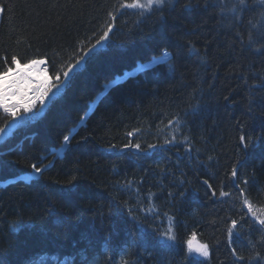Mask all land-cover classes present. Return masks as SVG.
Listing matches in <instances>:
<instances>
[{
    "label": "trees",
    "instance_id": "16d2710c",
    "mask_svg": "<svg viewBox=\"0 0 264 264\" xmlns=\"http://www.w3.org/2000/svg\"><path fill=\"white\" fill-rule=\"evenodd\" d=\"M184 1L165 0L141 11L123 7L133 0H0L8 5L0 17V56L17 55L22 64L45 57L51 77L87 57L41 112L17 117L14 126L0 112V180L33 171L32 163L51 162L42 176L0 187V254L7 264L38 256L119 264L125 248L136 264H199L194 254L183 260L193 233L212 246L210 264H231L226 229L230 218L246 211L241 188L253 208L264 209V55L247 47L250 33L259 40L264 31V4L246 0L249 7L234 12L238 0L226 10L219 0ZM109 24V39L88 56ZM165 46L172 57L111 87L58 155L63 137L103 85L137 59L160 57ZM190 46L194 57L188 56ZM242 133L251 138L247 149L239 145ZM173 136L177 143L167 150L121 151L129 142L146 149ZM72 175L78 180L65 199L60 186ZM241 180L248 181L246 187ZM169 192L177 194L174 199ZM117 203L125 205L122 210ZM50 205L54 217L47 214ZM17 219L31 226L12 232ZM168 229L178 238L171 247L153 235ZM236 232L235 246L244 254L250 240L264 254L258 233H249L247 225Z\"/></svg>",
    "mask_w": 264,
    "mask_h": 264
},
{
    "label": "snow or ice",
    "instance_id": "6c2138e0",
    "mask_svg": "<svg viewBox=\"0 0 264 264\" xmlns=\"http://www.w3.org/2000/svg\"><path fill=\"white\" fill-rule=\"evenodd\" d=\"M165 0H147V6H163ZM171 3V0H169ZM260 4H264V0H259ZM123 7L128 8H140L145 9L146 5L141 4L139 0H133V3L123 5ZM190 7V5H188ZM249 5L246 3V0H238V8L233 11H239L247 9ZM8 8V5L0 2V14H3ZM158 10H160L158 8ZM111 16V14H109ZM112 19H115L114 16H111ZM261 27L264 28V12H261ZM114 25L109 24L106 31L100 36V38L96 41V44L92 46L91 49L88 50V56H90L93 51L96 49L97 45H101L102 41H106L109 39V34L113 31ZM253 31H255V25H251ZM255 43H260V47L253 48ZM249 50L254 51L257 55H264V31H261L259 34V40H254L252 34H249V42L247 44ZM172 57V53L167 50V47L162 50L159 62L166 63L169 58ZM87 57L82 56L80 59L76 60L75 64H69L67 66V70L63 71L62 74H56L55 83L50 82L47 76V69L41 67L42 65H46L47 61L45 59H29L26 63H21V59L17 55H12L9 59L7 54L0 56V62H2V67H0V109H2L6 118H15L19 117L21 113H29L33 110L36 103L38 102L41 106H45L47 104V100L45 98H49L50 94L56 95V92L59 91V85L63 83V81H71L73 78V74L75 69L81 64L82 60H85ZM247 83V80H245ZM261 88H264V81H262L259 85ZM55 90V91H54ZM225 100L228 99L227 96L224 97ZM11 101V102H9ZM199 106H194L193 111H197ZM179 122L178 120L176 121ZM173 121H169L171 125ZM3 131V129H0ZM133 135L132 132L128 133V136L131 137ZM71 138L68 135L63 137V142L65 144L70 143ZM185 141H187V137H185ZM239 145L244 149H247L250 146L251 138L246 134L242 133L238 137ZM177 143L176 137L173 136L171 139H165L163 143H150L147 145V148H142L140 143H126L122 146L121 151L124 149H132L137 152H147L148 150H155L160 148L162 150H167L168 145H173ZM189 143L188 151H191V144ZM113 149L116 148L115 145L111 146ZM43 161H41V164ZM51 166V162L49 164H44L43 167L38 165L37 163H32L30 165L31 169L35 174L41 175L46 172ZM231 176L235 179L238 176L237 167H233L231 169ZM21 179H27L26 177H22ZM78 177L76 175H72L71 178L67 181L66 185L60 186L61 195L68 199L71 197V194L76 186V182ZM54 185H60L59 180H54L52 182ZM183 183V181H181ZM205 184H208V181H204ZM241 184H248L247 180H241ZM131 182H127L125 185H121L122 187H129ZM210 187V186H209ZM177 194L169 192V196L173 199ZM180 197H183L184 193L181 192L178 194ZM215 195V193H213ZM219 195L221 197H226L229 193L220 191ZM240 196L245 197L243 199V207L246 211H243L238 218H230L228 220V227L226 229L227 233V247H228V255L231 257V264H264V254L261 251L256 250L258 247L257 243H253L251 240L249 241L250 250L249 254H244V251L235 246V241L233 240L234 235H238L236 230L244 225H247L249 233L253 231L258 233L260 236L259 245L264 246V209H261V212H257L249 200L246 198L245 188H241ZM151 199V196H149ZM125 205L115 204V207L118 210H122ZM47 214L49 217H54L56 215L54 206H49L47 209ZM19 215V214H17ZM102 217V213L98 214ZM128 215L132 217V220H136V215L134 214V210L129 208ZM101 225L103 226V221L101 220ZM30 224H25L22 219H17L14 225L11 227L12 232H17L23 228L30 227ZM154 237L158 239L159 243L166 246H174L177 243V236L172 233L171 229L167 231L160 232L158 230L154 231ZM110 237H106L105 239H109ZM195 234L193 233L186 240V249L187 255L183 257V260H188L193 256V254L201 257L202 259L199 261V264H210V261L213 258V250L212 246L209 243H200L194 244ZM168 242H171L170 244ZM137 246L138 249H143V253L147 254L150 258L151 253L147 251L143 245L133 240L132 242ZM122 257L119 264H136L134 260L130 259L131 253L128 248L122 249ZM123 256H129V259H124ZM0 264H7V261L0 254ZM22 264H35L34 261L22 262ZM182 264V262H181ZM219 264H224V261H220Z\"/></svg>",
    "mask_w": 264,
    "mask_h": 264
},
{
    "label": "bare ground",
    "instance_id": "6f19581e",
    "mask_svg": "<svg viewBox=\"0 0 264 264\" xmlns=\"http://www.w3.org/2000/svg\"><path fill=\"white\" fill-rule=\"evenodd\" d=\"M187 1V0H186ZM185 1L184 0H181V3H184ZM131 3H133V2H131ZM131 3H128V4H131ZM142 4H145L146 5V8L145 9H139V8H135V9H138V10H145V11H152V10H154L157 6L156 5H152V6H147V0L145 1L144 0V2L142 3ZM231 4H232V0H219L218 1V6L222 9V10H226L227 8H229L230 6H231ZM125 11L126 12H128V13H130V9H128V8H125ZM135 25H137V24H135ZM141 25L139 24V27H140ZM136 28V27H135ZM137 30H141L140 28L138 29V28H136ZM104 43V41H102L101 42V45ZM100 46V45H99ZM92 48V47H91ZM90 48V49H91ZM96 48H99L98 46L96 47ZM194 48L195 47H192V46H190L189 47V51H187V53H188V56L189 57H194V53L192 54L191 52H193V50H194ZM159 56H157V57H155V56H151V57H149L148 59H146V60H135L132 64H131V66H129V67H127V68H124L120 73H118L117 75H116V77L115 78H118V77H121V76H125V75H132V74H140V73H142L144 70H147L148 68L147 67H149L151 64L153 65V61H155L157 58H158ZM35 59H45V57L43 58V57H36ZM46 60V59H45ZM75 64V63H74ZM66 66H68V65H66ZM65 70H67V67H66V69ZM130 77V76H129ZM108 86V85H107ZM76 130V128H72L70 131L71 132H73V131H75ZM0 182H1V184H4L5 183V179H2V180H0ZM257 212H259V210L257 209V208H254Z\"/></svg>",
    "mask_w": 264,
    "mask_h": 264
},
{
    "label": "rangeland",
    "instance_id": "374dc122",
    "mask_svg": "<svg viewBox=\"0 0 264 264\" xmlns=\"http://www.w3.org/2000/svg\"><path fill=\"white\" fill-rule=\"evenodd\" d=\"M146 1V0H145ZM139 2L142 4L143 2H144V0H139ZM140 9V8H139ZM47 66H48V64H46V65H42L41 67H43V68H46L47 69V76H48V78H49V80H50V82H53V83H55V77H51V75L49 74V71H48V68H47ZM55 91V90H54ZM52 95L50 94V97H51ZM47 101H48V99L49 98H45ZM9 102H11V101H9ZM45 106H41L38 102L36 103V105H35V107L33 108V110L32 111H30L29 113H21V115L19 116L21 119H28L29 117H32L33 115H35L36 113H38V112H41L42 110H43V108H44ZM0 112L5 116V114L3 113V111H2V109H0ZM16 118L17 117H15V118H10V125L11 126H14L15 125V123L17 122L16 121ZM3 132L4 131H0V135H1V137L3 136ZM30 176L28 175V176H26V178H29ZM35 264H47V262L46 261H40V260H35Z\"/></svg>",
    "mask_w": 264,
    "mask_h": 264
}]
</instances>
